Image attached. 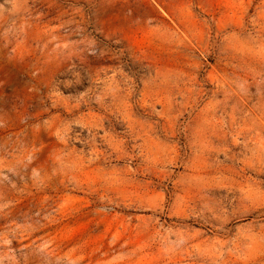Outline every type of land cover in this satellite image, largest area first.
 <instances>
[{
    "label": "rangeland",
    "instance_id": "obj_1",
    "mask_svg": "<svg viewBox=\"0 0 264 264\" xmlns=\"http://www.w3.org/2000/svg\"><path fill=\"white\" fill-rule=\"evenodd\" d=\"M0 264H264V0H0Z\"/></svg>",
    "mask_w": 264,
    "mask_h": 264
},
{
    "label": "trees",
    "instance_id": "obj_2",
    "mask_svg": "<svg viewBox=\"0 0 264 264\" xmlns=\"http://www.w3.org/2000/svg\"><path fill=\"white\" fill-rule=\"evenodd\" d=\"M126 61H130L131 58L128 57V52H124V57H123Z\"/></svg>",
    "mask_w": 264,
    "mask_h": 264
}]
</instances>
